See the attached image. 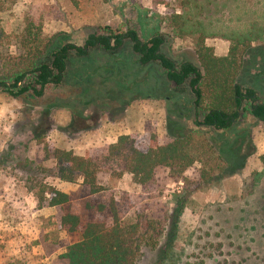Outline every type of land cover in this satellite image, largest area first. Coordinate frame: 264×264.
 <instances>
[{
    "label": "rangeland",
    "instance_id": "374dc122",
    "mask_svg": "<svg viewBox=\"0 0 264 264\" xmlns=\"http://www.w3.org/2000/svg\"><path fill=\"white\" fill-rule=\"evenodd\" d=\"M159 1L0 0V56L29 54V46L24 45L27 26L31 27L27 41L36 35L38 45L54 36L62 43L82 45L88 35L104 28L133 29L141 39L162 33L163 51L170 58L199 65L196 50L201 34H180V25L172 22L174 15L187 10L190 22L183 28L194 30L192 24L201 22L203 43L215 56L243 58L251 66L240 73L244 85L255 88L264 99L261 64L250 62V56H264V44L257 41L250 52L239 47L230 54L235 43L228 40L232 31L245 32L253 21L263 27L264 0H209L210 7L207 0ZM196 6L204 7L201 16ZM159 76L157 66H139L126 45L112 55L94 50L85 59L72 58L64 83L48 87L40 98L14 99L0 88V264H59L57 256L80 238V232L54 231L50 219L55 209L38 210L34 193L26 188L29 163L53 166L52 161L43 162L45 146L83 157L114 144L122 135L137 134L146 141L156 136L165 144L177 132L173 122L186 129L187 120L177 118L186 95L176 94ZM37 138H42L41 143ZM250 138L242 149L244 154L253 151L245 168L209 185L198 182L200 163L184 173L183 182L160 170L146 190L129 174L121 179L99 175L106 189L143 195L141 206L154 220L168 216L162 238L154 248L142 249L137 264H264V161L260 159L264 123H254ZM44 183L72 195L73 212L83 221H105L84 208L87 190L81 180L71 184L46 178ZM176 196L183 197L182 207ZM90 199L100 203L105 194ZM126 218L133 220V214ZM43 235L46 243L41 242Z\"/></svg>",
    "mask_w": 264,
    "mask_h": 264
},
{
    "label": "trees",
    "instance_id": "16d2710c",
    "mask_svg": "<svg viewBox=\"0 0 264 264\" xmlns=\"http://www.w3.org/2000/svg\"><path fill=\"white\" fill-rule=\"evenodd\" d=\"M212 4V1H206L207 7ZM197 8V15L201 16L204 7ZM207 14L211 15L212 10L207 8ZM263 18L264 14L261 20ZM189 19V12L184 10L182 14L174 15L172 22L180 25V34L199 31L204 38L201 22L192 24L194 30L183 28ZM25 33L24 45L29 46L27 56H0V88L14 99L24 96L40 98L48 87L61 86L72 58L85 59L94 50L112 55L126 45H129L131 54L137 56L139 66H157L164 83L170 85L176 94L186 95L181 99L183 108L177 106L176 109L177 118L187 120L189 125L185 129L180 122H173L177 132L169 135L165 144L159 143L156 136H150L146 141L137 134L122 135L114 144L83 157L45 146L43 162L52 161L53 166L32 167V162L27 165L26 188L34 193L37 209H55L50 219L53 230L69 235L80 232L79 240L57 256L59 264H137L142 249L154 248L163 236L168 216L158 220L149 217L146 208L141 206L146 199L143 195L106 189L98 181L100 174L116 179L129 174L136 185L146 190L160 170L167 171L175 182H183L184 173L200 163L198 182L209 185L237 175L245 168L246 158L253 151L244 154L243 145L251 141L250 129L254 123H264V99L255 88L244 85L240 73L251 66L245 65L243 58L217 57L201 38L196 50L199 65L187 60L177 62L163 51L165 36L158 31L141 39L133 29L115 31L104 28L88 35L82 45L62 43L57 36L49 38L46 43L41 40L38 45L36 35L32 42L27 41L31 27L27 26ZM228 40L235 43L230 54L236 53L239 47L250 52L255 49L252 44L257 41L263 46L264 29L253 21L245 32L232 31ZM250 58L251 63L260 62L264 74V56ZM248 120L254 123L250 125ZM41 139L35 140L41 143ZM260 159L264 161V155ZM46 178L71 184L81 180L87 190L84 208L105 217V221H83L73 212L74 197L45 184ZM100 194H105L103 202L90 199ZM176 201L183 206V197L176 196ZM130 213L133 220L128 221L126 217ZM46 238L41 236V242L46 243ZM2 251L3 246H0V253Z\"/></svg>",
    "mask_w": 264,
    "mask_h": 264
},
{
    "label": "crops",
    "instance_id": "0c3cea01",
    "mask_svg": "<svg viewBox=\"0 0 264 264\" xmlns=\"http://www.w3.org/2000/svg\"><path fill=\"white\" fill-rule=\"evenodd\" d=\"M263 29H264V21H263ZM221 57V56H220ZM115 141H112V143H114Z\"/></svg>",
    "mask_w": 264,
    "mask_h": 264
}]
</instances>
